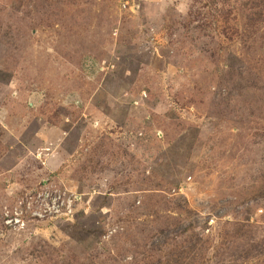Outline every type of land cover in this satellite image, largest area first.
I'll return each instance as SVG.
<instances>
[{
  "label": "rangeland",
  "instance_id": "374dc122",
  "mask_svg": "<svg viewBox=\"0 0 264 264\" xmlns=\"http://www.w3.org/2000/svg\"><path fill=\"white\" fill-rule=\"evenodd\" d=\"M0 264H264V0H0Z\"/></svg>",
  "mask_w": 264,
  "mask_h": 264
},
{
  "label": "built area",
  "instance_id": "2783aa9c",
  "mask_svg": "<svg viewBox=\"0 0 264 264\" xmlns=\"http://www.w3.org/2000/svg\"><path fill=\"white\" fill-rule=\"evenodd\" d=\"M52 192L46 190L39 194L37 200V207L32 211L33 215L39 217L54 216L59 217L63 214L71 213L73 205L77 200L81 199V195L78 193H61ZM28 209L31 208V204H27ZM20 212L15 213V217H12L9 223L15 222L19 224L23 221L21 215L23 214V209L20 207Z\"/></svg>",
  "mask_w": 264,
  "mask_h": 264
}]
</instances>
